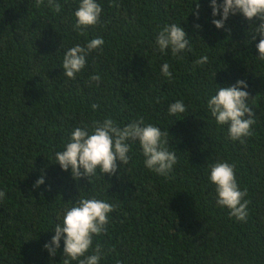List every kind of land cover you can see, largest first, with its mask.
Wrapping results in <instances>:
<instances>
[{"label":"trees","instance_id":"obj_1","mask_svg":"<svg viewBox=\"0 0 264 264\" xmlns=\"http://www.w3.org/2000/svg\"><path fill=\"white\" fill-rule=\"evenodd\" d=\"M79 2L59 0L56 13L47 0L40 7L0 0V264H62L63 240L55 256L44 245L64 210L93 196L118 205L107 233L93 240V248L102 247L99 264H264V61L256 57L259 37L246 41L249 22L237 14L217 29L210 0H199L198 19L195 0H97L100 23L80 32ZM171 23L181 24L191 52L154 50L159 30ZM97 37L103 51L89 53L75 79L64 76V52ZM205 54L209 62L194 66ZM165 62L171 81L161 74ZM96 74L99 87L89 83ZM240 79L256 120L243 143L207 108L218 85ZM177 100L187 111L169 115ZM108 117L121 127L143 118L168 130L167 147L178 159L169 177L145 167L138 142L115 175L98 169L88 183L62 170L55 153L71 132ZM223 161L235 165L239 187L247 189L246 222L216 202L209 165ZM41 176L44 184L34 188Z\"/></svg>","mask_w":264,"mask_h":264},{"label":"clouds","instance_id":"obj_2","mask_svg":"<svg viewBox=\"0 0 264 264\" xmlns=\"http://www.w3.org/2000/svg\"><path fill=\"white\" fill-rule=\"evenodd\" d=\"M45 4V0H35L36 7ZM195 13L199 18V0H195ZM46 6L56 13L62 10L59 0H47ZM113 6L119 7V4ZM212 9V24L217 29H223L225 22L237 14L249 22L251 43L259 37L256 48L260 61H264V0H210ZM193 11V9H192ZM102 7L97 0H80L74 16L77 18L74 28L80 32L90 26L100 23ZM219 16L220 19H215ZM256 21H259L257 24ZM197 28L200 25H196ZM104 39L97 37L91 39L86 45L76 44L68 48L63 55V75L69 79H75L78 73L85 69L89 53L103 51ZM156 49L161 54L171 52L172 56H182L181 52H191V40L181 24L171 23L161 28L156 35ZM209 62L208 55H202L194 61V66L204 65ZM161 74L169 81L173 79L170 65L165 62L161 66ZM216 76V73L214 74ZM95 82L99 87L101 82L100 74L89 77V83ZM248 84L245 80H237L235 84L221 87L218 85L215 95L207 99V108L217 125H228V133L233 141L244 142V138L254 134L252 125L256 123L255 112L248 106L251 98L246 90ZM159 102V98H157ZM98 105L93 104L95 110ZM187 108L183 101L177 100L168 107L169 115L176 116L183 114ZM168 130L162 131L158 126L145 123L143 118L129 122L121 127L111 117L102 121H93L91 125L76 127L68 142L64 145L63 151L55 153L56 163L62 170H71V176L75 180L91 178L100 174L111 176L118 172L122 165H127L131 160L129 155L131 143L138 142L144 157V165L147 169L157 175L168 178L172 173L178 159L176 152L170 151L167 147L169 141ZM119 162V164H118ZM209 179L215 185L216 202L220 207L230 210L229 214L237 221L246 222L249 215L247 189L241 190L235 173V165L227 161L216 162L209 165ZM44 177L41 176L33 185L38 188L44 184ZM5 192L0 191V201L5 197ZM117 204L109 203L95 196L80 197L76 202L64 210L61 223L54 228V235L51 241L45 243L52 256L56 255L57 249L63 240L62 264H99L102 256V247L96 244L93 248L94 237L107 233L110 223V213L116 210ZM92 254H88L89 251Z\"/></svg>","mask_w":264,"mask_h":264}]
</instances>
